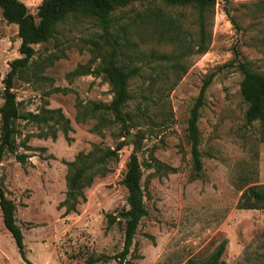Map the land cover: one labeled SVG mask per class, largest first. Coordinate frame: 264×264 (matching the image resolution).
I'll list each match as a JSON object with an SVG mask.
<instances>
[{
  "label": "rangeland",
  "instance_id": "374dc122",
  "mask_svg": "<svg viewBox=\"0 0 264 264\" xmlns=\"http://www.w3.org/2000/svg\"><path fill=\"white\" fill-rule=\"evenodd\" d=\"M20 1L38 23L43 0ZM113 18L112 37L141 71L129 83L132 98L125 126L114 123L113 117L102 125L88 116L94 105L113 100L103 76H73L79 67L96 71L110 49L91 20L70 16L52 39L34 47L37 54L30 67L14 81L22 114L38 113L48 105L62 110L72 127L70 142L62 133L54 141L38 138L43 131L49 133L46 127L17 121L19 153L30 159L22 165L6 153L0 166V182L17 208L27 260L87 264L106 256L114 259L108 264H119L115 257L124 248V223L118 220L108 229L107 217L128 209V192L121 182L136 152L149 216L139 225L129 264H205L223 243L225 264H264V211L237 208L248 187L264 185V142L259 123H246L248 105L237 66L247 63L264 75V0H217L206 21L205 53H200L201 28L193 8H170L159 1L133 3ZM97 43L104 46L103 52ZM20 46L18 27L8 24L0 9V109L3 82L11 63L21 58ZM210 77L198 123L203 161L198 177L188 125ZM96 127L102 135L94 132ZM122 143L126 146L118 160L108 164L106 175H98L84 190L86 202L80 201L78 213L64 218L59 206L67 193V163L94 146L115 150ZM0 264H26L1 210Z\"/></svg>",
  "mask_w": 264,
  "mask_h": 264
},
{
  "label": "trees",
  "instance_id": "16d2710c",
  "mask_svg": "<svg viewBox=\"0 0 264 264\" xmlns=\"http://www.w3.org/2000/svg\"><path fill=\"white\" fill-rule=\"evenodd\" d=\"M161 2L167 7L193 8L198 12L199 25L201 28L202 41L200 43V53L207 52L205 26L209 15L214 11L217 0H43L38 8L37 20L30 14L29 9L20 0H0L2 16L8 24L18 27V36L21 40V58L13 61L10 71L4 80V89L1 93L4 101L0 109L1 116V137H0V166L6 153L15 157L18 163L24 165L30 157L20 154V146L16 140L15 123L24 121L38 127H46L48 132L43 131L38 138H52L57 140L58 133H62L66 140L70 142L69 134L72 132L71 122L65 117L62 110L48 109V105L38 113L22 114L16 95L13 92L14 81L17 76L23 73L31 65L37 52L35 46L48 42L53 38L56 28L66 21L70 16L81 19H88L94 22L97 28L103 31V39L106 47L110 48L101 57L100 67L92 71H77L73 76H87L96 74L103 76L111 87L113 100L110 105H94L90 111L91 118L101 120L102 125L109 123V117L114 118V123L125 126L129 121V115L125 113L128 103L131 101L129 83L140 74V68L134 67L132 58L121 50V43L115 36L112 37V30L115 28L113 14L133 3ZM100 52L104 46L97 43ZM123 57H125L123 59ZM157 57L156 53L152 54ZM166 59L167 57H163ZM39 66V63H36ZM237 66L243 75L241 84V94L248 105L246 113V123L253 125L259 123L261 130V140L264 142V75L254 72L249 64L237 62ZM210 77L205 81L200 96L191 112L188 125V139L191 145V155L194 163V171L199 177L203 171L201 146V135L198 127L201 109L204 106L205 95L212 83ZM98 114V115H97ZM82 123V121H79ZM94 132L102 135L99 127ZM28 141V139L26 140ZM126 145L120 144L115 150L103 149L94 146L92 152L79 154L73 163H67L69 173L67 176V193L59 209L65 210L63 217L66 218L73 213H78L77 207L80 201L86 202L84 190L91 187L98 175H106V168L109 163L117 161L119 152ZM27 151L28 147L24 145ZM157 163V161H156ZM152 166L151 168H153ZM143 171L137 153L134 152L128 163L127 173L121 185L127 190L128 209L121 212L119 216L109 215L108 229L112 228L118 220L124 223V248L115 257L119 264H129L128 257L136 238L139 225L144 218L149 216V211L145 204V189L142 186ZM241 211H264V185L250 186L241 195L238 205ZM0 210L6 230L12 236L21 259L26 264H31L26 257L25 237L22 229L17 224L16 205L7 197L6 192L0 182ZM227 244L223 243L213 254L211 259L205 264H225L222 261L226 252ZM113 258L101 256L89 259L87 264H108Z\"/></svg>",
  "mask_w": 264,
  "mask_h": 264
},
{
  "label": "water",
  "instance_id": "95a60500",
  "mask_svg": "<svg viewBox=\"0 0 264 264\" xmlns=\"http://www.w3.org/2000/svg\"><path fill=\"white\" fill-rule=\"evenodd\" d=\"M130 141V140H129Z\"/></svg>",
  "mask_w": 264,
  "mask_h": 264
}]
</instances>
